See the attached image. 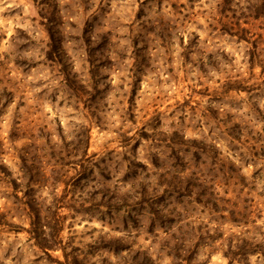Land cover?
<instances>
[{
  "label": "rangeland",
  "instance_id": "1",
  "mask_svg": "<svg viewBox=\"0 0 264 264\" xmlns=\"http://www.w3.org/2000/svg\"><path fill=\"white\" fill-rule=\"evenodd\" d=\"M0 264H264V0H0Z\"/></svg>",
  "mask_w": 264,
  "mask_h": 264
},
{
  "label": "trees",
  "instance_id": "2",
  "mask_svg": "<svg viewBox=\"0 0 264 264\" xmlns=\"http://www.w3.org/2000/svg\"><path fill=\"white\" fill-rule=\"evenodd\" d=\"M257 17L258 15L256 16V18ZM59 244V241H57L54 236H51L49 239L44 238L43 245L39 243V248L43 249L47 253L48 251L54 250V248H56Z\"/></svg>",
  "mask_w": 264,
  "mask_h": 264
}]
</instances>
